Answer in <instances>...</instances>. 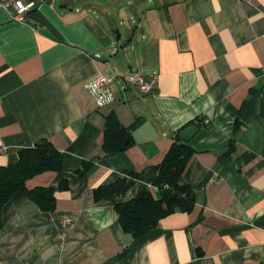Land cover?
<instances>
[{
    "label": "crops",
    "instance_id": "1",
    "mask_svg": "<svg viewBox=\"0 0 264 264\" xmlns=\"http://www.w3.org/2000/svg\"><path fill=\"white\" fill-rule=\"evenodd\" d=\"M81 1L25 0L24 23L0 9V165L42 139L64 155L61 172L27 182L56 191L54 211L23 192L0 211V264H264V0L128 1L144 44L130 73L114 68L112 29ZM129 74L157 76L154 92L123 89ZM101 75L119 88L98 108L88 84ZM111 112L127 127L139 120L124 152L103 149ZM192 121L200 126L192 123L199 131L183 178L195 208L135 238L115 206L155 191L158 166ZM122 177L125 193L94 200ZM54 212L74 220L66 240Z\"/></svg>",
    "mask_w": 264,
    "mask_h": 264
},
{
    "label": "trees",
    "instance_id": "2",
    "mask_svg": "<svg viewBox=\"0 0 264 264\" xmlns=\"http://www.w3.org/2000/svg\"><path fill=\"white\" fill-rule=\"evenodd\" d=\"M122 125L114 112L106 116L104 124V145L106 153H120L135 144L133 130L138 125ZM200 122L192 121L180 128L174 137L173 144L162 163L158 166L153 186L157 191L145 190L135 198L119 202L115 208L123 230L135 238L148 235L160 221L176 212H192L196 205L194 189L185 183L184 173L194 154L190 142L181 137L187 126ZM234 150L230 145L226 154ZM64 166V155L48 139L38 141L33 147L18 150V160L5 166L0 165V211L18 193L23 192L41 210L52 212L56 207V191L51 187L28 189L27 182L32 178L48 173L61 172ZM85 170L88 168L85 164ZM82 172V171H81ZM69 187L66 180L59 183V190ZM128 189L127 177L96 188L93 191L96 202L112 200Z\"/></svg>",
    "mask_w": 264,
    "mask_h": 264
},
{
    "label": "rangeland",
    "instance_id": "3",
    "mask_svg": "<svg viewBox=\"0 0 264 264\" xmlns=\"http://www.w3.org/2000/svg\"><path fill=\"white\" fill-rule=\"evenodd\" d=\"M131 0H82L80 6L82 10L87 11V7L92 6L94 13H96L99 21L111 30V35L114 38L115 53L118 58L113 62L114 68L121 73H130L129 64L134 66V72L137 70L136 61L142 57L143 41L141 40L142 31L137 28V23L130 20L134 14L132 5H127ZM85 8V9H84ZM118 33L121 35L120 42H117ZM129 39H132L131 41ZM125 44H127L126 47ZM108 50V49H106ZM113 52V51H112ZM110 50L105 51L104 55L110 60L113 54ZM152 59V57L148 58ZM150 64L151 61L146 62ZM139 67L145 69L144 57L140 62ZM144 71V70H143ZM124 76V75H123ZM113 88H119L116 83Z\"/></svg>",
    "mask_w": 264,
    "mask_h": 264
},
{
    "label": "built area",
    "instance_id": "4",
    "mask_svg": "<svg viewBox=\"0 0 264 264\" xmlns=\"http://www.w3.org/2000/svg\"><path fill=\"white\" fill-rule=\"evenodd\" d=\"M31 5L25 3V0H0V9L6 10L11 19L15 22L24 23L26 21L27 13ZM116 76L101 75L88 84V89L93 95L98 108H103L115 101V94L113 92V84ZM122 88L133 87L141 94H152L157 86V76L145 80L139 74H129L122 78ZM207 123L208 120H205ZM155 191L157 188L153 186ZM57 221L59 224V231L63 240H66L75 227L73 218L66 214H57Z\"/></svg>",
    "mask_w": 264,
    "mask_h": 264
},
{
    "label": "water",
    "instance_id": "5",
    "mask_svg": "<svg viewBox=\"0 0 264 264\" xmlns=\"http://www.w3.org/2000/svg\"><path fill=\"white\" fill-rule=\"evenodd\" d=\"M120 38L121 35L118 33L117 42H119ZM198 131H199L198 126L195 124H191L188 127H186L184 130H182L181 137L184 141L189 142L198 133Z\"/></svg>",
    "mask_w": 264,
    "mask_h": 264
}]
</instances>
